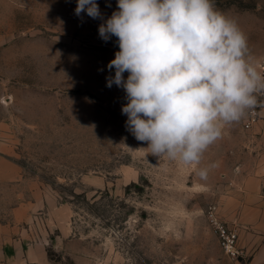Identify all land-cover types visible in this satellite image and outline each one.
<instances>
[{
  "label": "rangeland",
  "instance_id": "1",
  "mask_svg": "<svg viewBox=\"0 0 264 264\" xmlns=\"http://www.w3.org/2000/svg\"><path fill=\"white\" fill-rule=\"evenodd\" d=\"M96 3L102 18L77 16L76 0H0V142L19 169L0 178V264H231L205 213L216 204L238 237L219 199L264 93L256 121L245 126L247 110L204 152L200 166L214 165L206 181L148 154L126 128L124 90L106 86L119 49L98 25L116 0ZM214 6L264 71V0Z\"/></svg>",
  "mask_w": 264,
  "mask_h": 264
},
{
  "label": "clouds",
  "instance_id": "2",
  "mask_svg": "<svg viewBox=\"0 0 264 264\" xmlns=\"http://www.w3.org/2000/svg\"><path fill=\"white\" fill-rule=\"evenodd\" d=\"M82 12L103 17L96 0H76L74 13ZM98 34L117 38L106 86L125 92L127 130L148 154L206 181L214 165L200 166L204 152L264 93L245 33L214 0H116Z\"/></svg>",
  "mask_w": 264,
  "mask_h": 264
},
{
  "label": "crops",
  "instance_id": "3",
  "mask_svg": "<svg viewBox=\"0 0 264 264\" xmlns=\"http://www.w3.org/2000/svg\"><path fill=\"white\" fill-rule=\"evenodd\" d=\"M250 127L245 157L233 171L231 185L220 196L224 217L238 228V245L246 264H264V107ZM0 142V178L18 175V167L4 157ZM231 180V179H230Z\"/></svg>",
  "mask_w": 264,
  "mask_h": 264
},
{
  "label": "built area",
  "instance_id": "4",
  "mask_svg": "<svg viewBox=\"0 0 264 264\" xmlns=\"http://www.w3.org/2000/svg\"><path fill=\"white\" fill-rule=\"evenodd\" d=\"M257 117L258 110L251 108L249 110V121H247L245 126L248 127L252 122L256 121ZM205 214L209 226L215 233L221 249L229 258L231 264H245L243 261L244 250L237 244V231L222 218L217 205H208Z\"/></svg>",
  "mask_w": 264,
  "mask_h": 264
}]
</instances>
